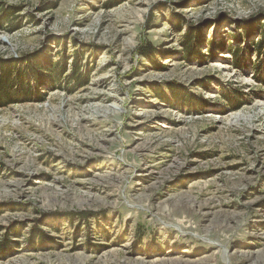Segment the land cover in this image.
<instances>
[{"label":"rangeland","instance_id":"obj_1","mask_svg":"<svg viewBox=\"0 0 264 264\" xmlns=\"http://www.w3.org/2000/svg\"><path fill=\"white\" fill-rule=\"evenodd\" d=\"M0 62V264H264V0H0Z\"/></svg>","mask_w":264,"mask_h":264},{"label":"trees","instance_id":"obj_2","mask_svg":"<svg viewBox=\"0 0 264 264\" xmlns=\"http://www.w3.org/2000/svg\"><path fill=\"white\" fill-rule=\"evenodd\" d=\"M9 13L4 12L3 15V22L4 25L6 27L5 30L6 31H12L13 26H14V22H12V18H9ZM2 22V23H3ZM194 35H197L196 32L193 33ZM197 38L201 39V35L197 36ZM196 38V39H197ZM204 38V36H203ZM202 41V39H201ZM213 44H216L215 42H213ZM202 45V42H201ZM188 47V46H187ZM259 48L261 47V42L258 46ZM188 49V48H187ZM189 50V49H188ZM234 52V51H233ZM186 54L189 56L190 52H186ZM235 54V52H234ZM49 58V59H46ZM43 61L37 62L35 63L34 68H36L39 72H43V70L45 71L44 73L49 74L50 77V81H57L60 77L61 69H60V65L58 66L57 64H53L51 62L50 57L47 55V57L42 58ZM52 65V66H51ZM257 76L260 75V67H256L255 69ZM30 74H26L25 71H19L18 69H16V66H3V63L0 62V102H4V104L6 103L5 101L8 99V97H10L11 95H13L14 89L17 88V90L20 89V87L25 88V90H29L31 87L28 85V83H30L32 80H34V82L36 83V85H38L39 87H45L44 85H46L47 83V79H44L45 76L44 75H39L37 73H35V71H31L29 72ZM59 76V77H58ZM256 76V75H255ZM31 78L32 80L28 81V78ZM75 79H80V77L77 75ZM28 88V89H26ZM23 92V90H21Z\"/></svg>","mask_w":264,"mask_h":264}]
</instances>
